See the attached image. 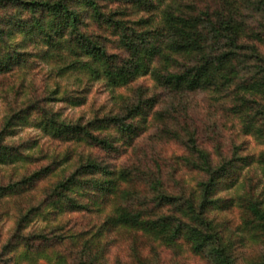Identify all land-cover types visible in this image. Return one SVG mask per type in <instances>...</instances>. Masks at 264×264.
<instances>
[{"label": "rangeland", "instance_id": "374dc122", "mask_svg": "<svg viewBox=\"0 0 264 264\" xmlns=\"http://www.w3.org/2000/svg\"><path fill=\"white\" fill-rule=\"evenodd\" d=\"M19 1L25 5L49 0ZM254 1L239 0L236 7L249 26L257 28L262 18L250 6ZM112 2L98 1V15L102 14L98 20L68 3L69 11L80 18L70 28L67 41L97 46L126 70L134 60L127 42L142 48L149 45L136 37L134 22L153 20V30L161 26L160 12L167 6L216 8L221 3L165 0L160 10L149 13ZM7 6L0 5V28H5L2 22L12 20H26L30 28L41 20L39 9ZM67 18L63 14L62 22H69ZM109 18L123 20L131 39L104 27ZM245 45L242 62L236 65L238 77L231 86L177 92L157 83L151 74L124 86H111L103 75L92 76L80 66L89 58L74 55L64 43L51 49L34 32L13 31L12 36L0 37V264L88 262L89 253L82 245L70 243L69 237L82 233L90 238L104 229L119 207L147 211L154 218L169 211L157 207L163 194L180 199L199 192L209 177L198 169L202 166L198 150L210 155L214 170L234 169L214 198L229 202L211 210L210 219L237 264L260 262L264 235L245 229L247 215L239 202L251 200L264 208V174L257 163L264 142L245 133L247 119L235 112L245 105L253 106L252 115L263 110L264 98L244 92L242 86L258 70L257 62L249 59L253 46L263 58L264 46L251 40ZM20 52L24 55L18 60ZM74 61L79 63L77 69L70 70ZM192 63L193 59H179L175 66L182 70ZM138 107L141 113L133 118ZM105 120H113V125L94 129V122ZM54 121L89 134L56 135ZM122 129L131 133L125 135ZM241 158H248L250 164L244 166ZM120 171L130 172L133 183L122 184L121 194L118 189L109 196L97 192L110 188V175ZM98 245L105 246L93 249L92 262L97 251L103 252L99 264H132L135 254L151 264H211L183 240L166 247L132 230H104ZM42 251L46 253L41 255Z\"/></svg>", "mask_w": 264, "mask_h": 264}, {"label": "trees", "instance_id": "16d2710c", "mask_svg": "<svg viewBox=\"0 0 264 264\" xmlns=\"http://www.w3.org/2000/svg\"><path fill=\"white\" fill-rule=\"evenodd\" d=\"M98 1L100 0H49L28 2L23 5L19 0H0L2 7L16 5L42 11L40 22L30 28L29 22L27 23L26 20L20 22L12 20L8 24L2 22V26L5 28H0V37L12 36L13 31L23 34L34 32L51 49H59L64 43V45L70 46L74 55L89 58V62H81L80 66L92 76L103 75L111 86H124L139 76L151 74L157 83L177 92L209 90L218 85L231 86L238 77L236 65L242 62L240 58L245 55L242 52L246 50L245 42L251 40L256 42L257 46H264V0L250 2L252 10L262 18L257 28L249 26V23L244 20L241 10L236 7L239 0H220L221 3L216 8H213L212 5H206L204 8L192 5L178 6L177 8L167 6L160 12L162 14L161 26L156 29H150L153 21L150 19L134 22L132 30L137 35L136 37H140L141 42H149V45L142 48L137 44L133 45L132 42H127L126 45H129L128 48L133 52L134 60L126 70L127 68L118 67L112 62V57L97 46L93 47L91 44L87 45L79 41L76 43L67 41V35L71 32L70 28L77 25L80 18L78 13L76 16L69 11L68 3L82 7L86 13H92L91 15L97 19V16H102V14L98 15L100 7ZM111 1L130 7L136 12L152 13L160 10L165 0ZM63 14H66L69 22H64L65 20L62 22ZM103 25L112 28L115 34L131 39L126 33L128 27L123 20L117 21L114 18H109ZM221 45H223L222 48L219 47ZM22 55L24 54L20 52L18 60L22 58ZM8 57L13 61L12 53ZM179 59H193V63L179 70L178 66H175ZM249 59L257 62L258 70L252 81L242 86V90L264 98V58L261 57L256 46H253L252 56ZM78 64L74 61L68 67L70 70L77 69ZM253 109V106L245 105L235 114L247 119L244 130L246 134H252L264 142V107L263 110H258L260 112L252 115ZM140 113V107H138L133 118H136ZM112 123L113 120L96 121L93 127L96 130H102L113 125ZM52 124L56 135L83 136V133L84 135L89 134L84 131L85 129L81 131L80 127L67 126L56 121ZM45 127L48 128L50 125L46 124ZM121 133L128 135L131 132L122 129ZM197 152L200 153L202 160V166L198 169L209 177L207 182L201 184L199 192H194L189 198L180 199L163 194L157 207H159L158 209L167 207L169 211L154 218L147 211H132L119 207L102 227L104 229H100L90 238L82 233L70 236V243L76 246L82 245L87 254L89 253L88 257L84 252L89 261H83V264H99L103 259V252L97 251L94 263L92 262L93 249L97 246L98 248L105 247L98 245L104 237V230L117 232L122 229L140 233L166 247H175L183 240L191 247L194 254L205 255L211 264H237L230 251V246L228 247L224 242L217 225H214L209 217L211 210L224 207L223 204L226 205V202H229V200H214V198L219 191L220 183L228 181L232 177L234 169L224 166V168L214 170L210 155L201 150ZM241 161H244V166L250 164L248 158H241ZM257 163L262 166L264 174V153L259 155ZM110 176L113 177L111 187L107 190L98 188V193L106 192L109 196L118 189L121 194V185L133 183L134 180L128 171H120ZM239 203L247 215L245 229L264 235V208L261 204L246 199H241ZM42 253L46 252L42 251L41 255H43ZM58 257L59 261L62 260L61 255ZM132 264L151 263L141 254H135ZM255 264H264V256L260 262Z\"/></svg>", "mask_w": 264, "mask_h": 264}]
</instances>
